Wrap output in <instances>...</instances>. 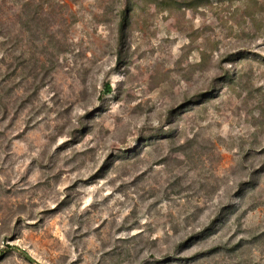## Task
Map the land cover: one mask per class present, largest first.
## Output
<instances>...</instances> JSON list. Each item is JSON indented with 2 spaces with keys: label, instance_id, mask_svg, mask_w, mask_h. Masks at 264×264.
I'll use <instances>...</instances> for the list:
<instances>
[{
  "label": "rangeland",
  "instance_id": "rangeland-1",
  "mask_svg": "<svg viewBox=\"0 0 264 264\" xmlns=\"http://www.w3.org/2000/svg\"><path fill=\"white\" fill-rule=\"evenodd\" d=\"M0 264H264V0H0Z\"/></svg>",
  "mask_w": 264,
  "mask_h": 264
},
{
  "label": "trees",
  "instance_id": "trees-1",
  "mask_svg": "<svg viewBox=\"0 0 264 264\" xmlns=\"http://www.w3.org/2000/svg\"><path fill=\"white\" fill-rule=\"evenodd\" d=\"M182 3H185L183 5H186V6H192L194 1H183ZM181 5V4H180ZM127 21H128V18H127V15L125 14V12L123 13V17L120 21V24H119V30H118V37H119V42H120V45L121 47L123 46V44L125 43V40H124V29L125 27L127 26ZM117 61H121V57L119 56ZM112 87L110 85L109 82H105L104 84V92H105V95L109 94L112 92ZM197 99V98H196Z\"/></svg>",
  "mask_w": 264,
  "mask_h": 264
}]
</instances>
